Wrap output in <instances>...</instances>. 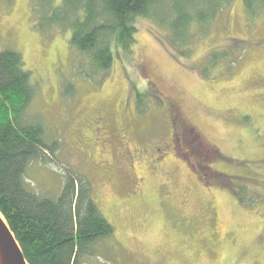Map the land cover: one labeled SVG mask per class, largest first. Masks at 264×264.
Here are the masks:
<instances>
[{"label": "rangeland", "instance_id": "obj_1", "mask_svg": "<svg viewBox=\"0 0 264 264\" xmlns=\"http://www.w3.org/2000/svg\"><path fill=\"white\" fill-rule=\"evenodd\" d=\"M31 5L0 0V52L22 55L36 83L27 117L58 143L29 185L52 195L67 168L83 172L114 228L84 264H264V9L249 18L229 0L187 49L138 18L132 50L100 79L68 33L35 30ZM214 51L229 58L211 65Z\"/></svg>", "mask_w": 264, "mask_h": 264}, {"label": "trees", "instance_id": "obj_2", "mask_svg": "<svg viewBox=\"0 0 264 264\" xmlns=\"http://www.w3.org/2000/svg\"><path fill=\"white\" fill-rule=\"evenodd\" d=\"M249 18L264 9V0H243ZM34 28L49 35L59 29L77 61L89 65L87 78H104L114 53L135 45L138 18L167 24L174 43L188 48L193 27L206 31L229 0H31ZM211 52L209 64L228 59ZM234 62V60H233ZM100 75V76H99ZM20 53L0 52V215L27 264H84L97 256L95 247L114 235L83 172L67 168L54 194L31 187L26 174L32 163L46 164L58 149L48 143L42 125L27 117L36 83ZM142 95L137 100L143 105ZM29 119V120H28ZM31 120V121H30ZM224 180L225 174H218Z\"/></svg>", "mask_w": 264, "mask_h": 264}, {"label": "water", "instance_id": "obj_3", "mask_svg": "<svg viewBox=\"0 0 264 264\" xmlns=\"http://www.w3.org/2000/svg\"><path fill=\"white\" fill-rule=\"evenodd\" d=\"M8 229L0 218L1 264H27L22 255V252H21V249L18 243L16 242L15 238L14 239L12 238L11 236L12 233Z\"/></svg>", "mask_w": 264, "mask_h": 264}, {"label": "flooded vegetation", "instance_id": "obj_4", "mask_svg": "<svg viewBox=\"0 0 264 264\" xmlns=\"http://www.w3.org/2000/svg\"><path fill=\"white\" fill-rule=\"evenodd\" d=\"M105 120L104 119H102V118H97L96 119V122H94L95 123V125H103V129H105V131L107 130L106 129V127H107V125H105ZM99 131L101 130V129H98ZM98 130H97V132H98ZM104 134H105V136H107L108 134L107 133H105L104 132ZM178 134V133H177ZM178 137H176V139H177ZM178 140V139H177ZM127 154L129 155V158H130V160H132V161H134L135 162V164H137L138 166H140V155L142 154V153H139L138 151H132V154H131V152H130V150H128V152H127ZM159 158H162V155H160L159 156ZM159 160V159H158ZM141 182H142V180H140Z\"/></svg>", "mask_w": 264, "mask_h": 264}, {"label": "bare ground", "instance_id": "obj_5", "mask_svg": "<svg viewBox=\"0 0 264 264\" xmlns=\"http://www.w3.org/2000/svg\"><path fill=\"white\" fill-rule=\"evenodd\" d=\"M0 218H1V220L3 221V223L5 224V226L7 227V229H8V226H7V224H6V222H5V220H4V218L0 215ZM9 230V229H8ZM10 232V231H9ZM11 236H12V238L14 239V237H13V235L11 234ZM0 264H1V259H0Z\"/></svg>", "mask_w": 264, "mask_h": 264}]
</instances>
